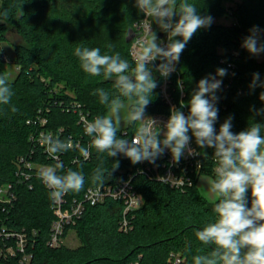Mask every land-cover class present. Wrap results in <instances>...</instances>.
Segmentation results:
<instances>
[{
	"label": "trees",
	"instance_id": "trees-1",
	"mask_svg": "<svg viewBox=\"0 0 264 264\" xmlns=\"http://www.w3.org/2000/svg\"><path fill=\"white\" fill-rule=\"evenodd\" d=\"M191 2L197 5L201 16L210 15L214 22L211 27L198 30L177 64L186 93L184 102L187 105L200 79L215 75L217 68L227 69V63L233 62L237 66L235 75L223 77L222 89L217 92L220 97L219 115L232 117L233 133L246 129L251 122L264 124V115H257L255 111L264 108V102L259 99L264 88H249L253 73H259L261 81H264V58L259 60L258 56L241 47L249 29L253 26L264 28V0ZM5 11L8 12L7 19L2 18ZM142 17L136 0L0 2V42L6 40L8 26L15 28L23 39L22 44L15 46L13 62L18 68L17 75L14 80L8 78L14 92L12 104L17 111L12 112L7 106L0 107V185L13 183L17 192V200L2 216L13 230L38 231L32 264H167L173 252H181L186 264H193L194 255L211 251L194 235L195 229L202 228L213 218L214 203L208 202L197 187L202 174L214 177L211 169L214 150L211 148H205L207 168L185 191L144 175L134 176L132 183L144 202L139 209L126 215L127 231L121 229L125 217L123 202L106 199L95 206L87 205L81 218L66 227L65 236L69 230L76 232L80 242L77 248L66 245L51 248L48 245L54 220L52 200L50 190L36 174L42 166L52 165L55 161L47 159L39 148L30 155L33 145L29 138L35 127L28 125L27 121L47 106L50 108L47 128L55 131L64 128L65 135L77 136L80 132L77 114L64 110L65 104L76 101L93 116L107 114L106 106L101 105L92 92L100 87L113 91L112 81L84 73L73 51L78 45H86L100 47L103 54L107 52L106 46L111 44L113 52H119L134 66L135 61L130 54L133 40H128V37ZM223 17H232L231 23H218ZM233 51H238L239 55L234 56ZM150 67L158 87L154 89V98L145 114L167 113L169 106L160 95L162 78L155 71V65ZM5 73L0 64V75ZM171 80L174 98L178 101L177 75H171ZM126 129L135 133L136 125L127 124ZM120 131L118 137H121ZM74 155L75 152L69 151L61 160L65 170L71 167L84 173L85 185L79 193H68L69 200L81 199L88 187L97 185L91 182L90 177L101 159H104V167L110 169V181L127 179L140 164H132L122 154L107 159L106 153L98 156L95 150H92L91 161L72 163ZM22 157L33 163L34 175L29 181L18 182L16 173ZM114 160L119 162V167L113 170ZM247 198L250 206L251 195L247 194ZM0 264H16V261H0Z\"/></svg>",
	"mask_w": 264,
	"mask_h": 264
},
{
	"label": "clouds",
	"instance_id": "clouds-1",
	"mask_svg": "<svg viewBox=\"0 0 264 264\" xmlns=\"http://www.w3.org/2000/svg\"><path fill=\"white\" fill-rule=\"evenodd\" d=\"M136 7L167 34V43L157 42L150 23V35L134 41V66L119 52H113L111 44L106 46L107 52L103 54L100 47H75L73 55L84 73L112 81L113 91L100 87L92 92L99 103L106 106L107 114L83 121V134L90 138L87 146L74 143L71 137L61 139L52 133L43 134L40 143L55 163L42 166L37 173L38 179L50 190V199L60 201L68 193H79L85 185L81 170L71 167L65 170L61 154L78 150L87 159L95 150L98 156L106 153L107 159L122 154L132 164L147 161L155 165L167 150L173 162L179 163L186 151L188 155L196 154L190 147L194 137L200 149L214 150V178L209 188L216 202L212 208L213 218L194 230L196 240L209 246L211 251L194 255L193 264H264V124L251 122L246 129L233 133L232 117L229 116L217 131L219 109L216 105L220 99L217 92L223 83L217 77H225L227 69L217 68L215 75L209 74L198 81L187 101V115L172 108L162 126L145 115L154 98V89L158 87L150 65L159 60L155 71L163 78L169 77L176 70L175 65L188 42L198 30L211 27L213 17L201 16L191 0H136ZM2 18H8L7 11ZM262 34L264 29L253 26L249 35L243 38L241 47L253 56L264 53ZM256 87L264 88L259 73L252 74L249 85L252 90ZM13 95L8 75H0V107L17 111L12 104ZM259 99L264 102V91ZM184 106V102L181 103L180 107ZM125 109L123 120L137 125L130 141L117 135L122 122L121 112ZM255 111L257 115H264V108ZM118 167L119 162L114 160L112 169ZM110 177V169L104 167V159H101L92 172L91 182L102 188ZM169 177L160 178L166 180Z\"/></svg>",
	"mask_w": 264,
	"mask_h": 264
},
{
	"label": "built area",
	"instance_id": "built-area-1",
	"mask_svg": "<svg viewBox=\"0 0 264 264\" xmlns=\"http://www.w3.org/2000/svg\"><path fill=\"white\" fill-rule=\"evenodd\" d=\"M151 23V18L144 17L140 19L135 24V27L131 33V39L133 40L130 54L132 59H136V49L134 47V41L137 38L148 37L150 35L148 31V26ZM155 22L151 23V29L155 32ZM157 36V42L166 44L167 34L160 29L155 32ZM162 33V37L159 35ZM234 56H238V51H233ZM3 61H10L6 56H3ZM224 63L223 60H221ZM159 60L154 61L152 64L158 65ZM178 64V63H177ZM177 64L175 65V71L170 74L167 78H162V83L160 87V95L162 100L169 106V112L162 114H145L147 117H151L156 120L161 126L168 120L170 116V110L176 108L183 111L185 115L188 114V107L184 102L186 96L184 85L180 78V74L177 71ZM237 66L233 62L227 63L228 75L233 76ZM177 75V82L179 88V98L178 101L174 98L171 75ZM217 79H222L217 77ZM224 83V82H223ZM222 83V85H223ZM185 104L183 108L180 107L181 103ZM63 105V104H61ZM218 107V103L216 105ZM219 109V108H218ZM224 109V108H223ZM64 110L70 112L73 111L77 114L78 124L80 126V132L77 136L65 135L64 128H60L58 131L50 130L47 128L49 119L47 114L50 112L49 107L41 108L37 111V114L27 121L28 125L35 127L32 134L30 135V142L33 148L30 155H34L36 148L42 150L45 157L49 160H53L45 150V147L40 143L41 136L46 133H52L58 135L61 139H66L71 137L74 143L81 146H87L89 144L90 138L83 134V121L93 120L96 116H93L89 111H87L80 103L73 101L70 104L64 105ZM221 117L218 114V120L215 124L217 125ZM121 138H127L129 141L135 133H130L128 129L119 128ZM191 135V133H189ZM190 147L195 149L196 154L188 155L187 151L184 156L180 159L179 163H175L172 160L171 153L165 151L164 155L156 160L155 165L148 163L147 161L141 162L134 174H129L127 179H116L114 181L107 180L102 188L99 185L91 186L86 189L81 199L69 200L67 194L60 200L54 202L52 200L51 210L54 215V220L51 224L50 235L48 239V245L51 248H57L65 245L64 240L66 227L75 224V222L81 218L85 207L87 205L95 206L97 204L103 203L106 199H113L121 201L124 204V220L122 222L121 229L128 230V221L126 215L128 213L134 212L143 205V198L140 193L135 189L132 183L133 177L136 175H144L148 179L153 181L161 182L168 185L171 188L179 189L185 191L187 188L192 187L194 184V179L199 175L203 169L207 168L205 159V149H199L195 143L194 137L191 140ZM75 155L72 158V163L79 162H89L92 159V155L84 159L78 150H73ZM63 154L60 155V160ZM30 158V157H29ZM54 161V160H53ZM20 168L18 169L16 176L18 182L29 181L33 174L34 165L28 158H20ZM214 165L211 167L214 173ZM120 172H125L124 170H118ZM37 175V174H36ZM170 175V177H169ZM160 177H169L166 180ZM32 189V185H30ZM17 200V192L15 185L13 183L0 185V261H11L15 259L16 264H32L34 258V249L36 236L38 234L37 230H13L8 227L7 219L3 218V214L8 208L12 206ZM167 264H186V258L181 252H173L170 254L167 260Z\"/></svg>",
	"mask_w": 264,
	"mask_h": 264
},
{
	"label": "rangeland",
	"instance_id": "rangeland-1",
	"mask_svg": "<svg viewBox=\"0 0 264 264\" xmlns=\"http://www.w3.org/2000/svg\"><path fill=\"white\" fill-rule=\"evenodd\" d=\"M2 0H0L1 2ZM143 17H144V13L142 12ZM142 17V18H143ZM141 18V19H142ZM232 21V17H223L220 18L218 20V23H223L226 25H229ZM2 23V22H0ZM9 30L6 33V40L4 42H0V60H3V56H6L8 60V62L6 61H1L0 64L2 65V67L5 69V71L7 72L8 78L10 80H14V78L17 75L18 72V68L15 65V63L13 62L14 56H15V46L18 44H22L23 43V39L22 37L18 34L17 30L11 26H8ZM260 29H264V28H260ZM159 30L158 25L155 26V32H157ZM264 35V34H262ZM264 58V53H261L258 56L259 60H262ZM126 114V109L122 110L121 112V116H122V122L119 126V128H125L127 126V122L125 120H123V117ZM227 117H221L218 125H217V131L219 130L220 125L224 122V120ZM137 127V125H136ZM198 147V146H197ZM199 148V147H198ZM200 149V148H199ZM201 150V149H200ZM213 175L212 174H202L199 178H198V182H197V187L200 191V193L207 199L208 202L210 203H215L216 199L213 196V194L210 192V183L213 180ZM248 194H250V190L248 192ZM64 243L67 247L70 248H77L80 245L79 239L77 237V234L74 230H69L66 239L64 240Z\"/></svg>",
	"mask_w": 264,
	"mask_h": 264
},
{
	"label": "water",
	"instance_id": "water-1",
	"mask_svg": "<svg viewBox=\"0 0 264 264\" xmlns=\"http://www.w3.org/2000/svg\"><path fill=\"white\" fill-rule=\"evenodd\" d=\"M159 37H160V38L162 37V33L159 35ZM128 40H131V34H130V36L128 37Z\"/></svg>",
	"mask_w": 264,
	"mask_h": 264
}]
</instances>
